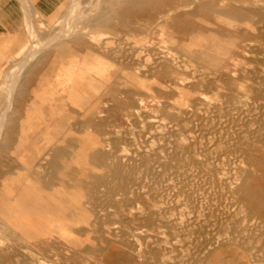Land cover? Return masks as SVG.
<instances>
[{
	"label": "rangeland",
	"instance_id": "rangeland-1",
	"mask_svg": "<svg viewBox=\"0 0 264 264\" xmlns=\"http://www.w3.org/2000/svg\"><path fill=\"white\" fill-rule=\"evenodd\" d=\"M65 1L53 10L61 5L63 11ZM71 1L85 17L69 18V3L62 15L69 28L60 20L57 37L87 35L111 62L108 88L90 98L98 108L90 115L70 109L71 140L53 147L55 159H65L75 147L72 137L88 130L91 154L105 157L94 159L105 163L99 168L91 158L90 244L30 241L0 212V264H102L112 244L149 264H205L215 246L233 240L247 223L238 189L264 165V0ZM78 39L75 47L86 50L87 40ZM50 57L36 65V81ZM29 100V94L18 97V113L2 128L0 182L14 169ZM0 111L6 112L1 101ZM49 123L31 133L21 151ZM0 193L1 206V183ZM20 220L31 223L27 214Z\"/></svg>",
	"mask_w": 264,
	"mask_h": 264
},
{
	"label": "crops",
	"instance_id": "crops-1",
	"mask_svg": "<svg viewBox=\"0 0 264 264\" xmlns=\"http://www.w3.org/2000/svg\"><path fill=\"white\" fill-rule=\"evenodd\" d=\"M58 3L59 0H0V101L6 109L5 113L0 111V138L5 121L7 124L11 114L19 111L18 97L30 95L19 122L14 169L6 170V178L0 182L6 189L0 212L7 214L9 228L30 241L58 239L76 244L73 247H84L90 244L92 220L88 205L91 162L93 158L105 157L91 154L90 141L84 137L88 130L72 137L75 147L68 150L65 159H55L58 150L53 147L58 140H71L67 132L70 109L90 115L98 108V101L90 98L108 88L107 68L111 62L97 46L90 45L87 35L73 33L57 38L60 20L70 0L65 1L63 11L61 5L53 10ZM78 38L87 40L86 50L79 52L75 47L81 43ZM46 57H50V64L36 81L35 67ZM32 83L35 85L29 89ZM48 121L49 125L38 135L40 138L35 136L21 151L29 135ZM94 159L98 168L104 163ZM40 167L41 171H37ZM256 168L238 189L249 215L247 223L233 240L215 246L205 264H264V165ZM23 214L31 218V223L21 222ZM62 230L70 235L62 236ZM101 263L149 264L117 244L104 249Z\"/></svg>",
	"mask_w": 264,
	"mask_h": 264
},
{
	"label": "bare ground",
	"instance_id": "bare-ground-1",
	"mask_svg": "<svg viewBox=\"0 0 264 264\" xmlns=\"http://www.w3.org/2000/svg\"><path fill=\"white\" fill-rule=\"evenodd\" d=\"M73 1H74V0H73ZM77 1H78V0H77ZM96 1H97V0H96ZM192 1H193V0H192ZM196 1H197V0H196ZM71 3H73V2L71 1V2H70V5H71ZM74 3H75V2H74ZM74 3H73V4H74ZM96 3H98V2H96ZM193 3H194V2H193ZM75 4H76V3H75ZM77 5H79V4H77ZM93 5L95 6L96 4H93ZM98 5H100V4H98ZM94 6H92V7L90 6L91 9H92ZM186 6H187V5H186ZM186 6H185V7H186ZM69 7H70V6H69ZM78 7H79V6H78ZM78 7H77L76 5H71L70 10H69V11H70V12H69V14H70L69 18H71V19H72V18H75V19H79V18L82 19V18H83V17H79V16H81L82 13H81V10L79 9L80 7H79V8H78ZM191 7H192V5H191ZM98 8H99V7H98ZM174 8H175V7H174ZM24 9H25V8H24ZM94 9H95V8H94ZM176 9H177V8H176ZM179 9H180V8H179ZM89 10H90V8H89ZM92 10H93V9H92ZM90 11H91V10H90ZM90 11H89V12H90ZM97 11H98V10H97ZM174 11H175V9L170 10V12L175 13ZM177 11H178V10H177ZM191 11H192V10H191ZM93 12H94V11H93ZM93 12L91 11V13H93ZM95 12H96V11H95ZM170 12H169V13H170ZM91 13H89V14H91ZM67 14H68V13H67ZM86 14H88V13H86ZM185 14H186V13H185ZM185 14H184V15H185ZM82 15H83V14H82ZM84 15H85V14H84ZM84 15H83V16H84ZM65 16H66V15H65ZM67 17H68V15H67ZM84 17H85V16H84ZM63 19H64V17H63ZM67 19H68V18H67ZM67 19L64 20V21L62 20V21L65 23V25H66V24L68 25V23H67ZM26 20H27V19H26ZM79 20H80V19H79ZM68 21H70V20H68ZM72 21L74 22V20H72ZM85 21H86V20H85ZM174 21H175V20H174ZM73 22H72V23H73ZM24 24H25V23H24ZM55 24H56V23H55ZM60 24H61V22H60ZM95 24H96V23H95ZM67 25H66V26H67ZM69 25H70V24H69ZM69 25L67 26V28H69ZM179 25H180V23H179ZM60 26L62 27V26H63V23H62V25H60ZM61 27H59V28H61ZM100 27H101V26H100ZM74 28H75V27H74ZM87 28H88V27H87ZM64 29H66V27H65ZM59 30H60V29H59ZM67 30H68V29H67ZM91 30H92V29H91ZM28 31H29V30H28ZM62 31H63V28H62ZM68 31H69V32H73V31H70V30H68ZM93 31H94V30H93ZM93 31H92V32H93ZM60 32H61V31H59V34H61ZM65 32H66V31H65ZM92 32H91V33H92ZM96 32H97V31H96ZM105 32H106V31H105ZM63 33H64V32H63ZM67 33H68V32H67ZM64 34H65V33H64ZM52 35H53V34H52ZM61 35H62V34H61ZM93 35H94V34H93ZM39 36H40V35H39ZM68 36H69V34H68ZM82 36H83V35H82ZM121 37H122V36H121ZM57 38H58V37H57ZM51 39H52V38H51ZM96 39H97V37H96ZM48 40H49V39H48ZM97 40H98V39H97ZM104 40H105V39H104ZM106 40H107V38H106ZM51 41H52V40H51ZM98 41H99V40H98ZM98 41H97V42H98ZM35 42H36V41H35ZM48 42H49V41H48ZM103 42H104V41H103ZM90 43H91V42H90ZM98 43H100V41H99ZM144 43H145V42H144ZM48 44H49V43H48ZM39 45H40V44H39ZM39 45H38V46H39ZM49 45H50V44H49ZM38 46H37L36 48H38ZM93 46H94V45H93ZM36 48H35V49H36ZM93 48H95V47H93ZM96 49H97V48H96ZM96 49H95V50H96ZM31 50H32V49H31ZM38 50H39V49H38ZM106 50H107V48H106ZM108 50H109V48H108ZM129 51H130V50H129ZM30 52H31V51H30ZM107 52H108V51H107ZM169 53H170V52H169ZM20 56H21V55H20ZM30 56H33V55H30ZM139 56H140V55H139ZM170 56H171V55H170ZM170 58H171V57H170ZM179 62H180V61H179ZM155 63H156V62H155ZM180 65H181V64H180ZM15 67H16V66H15ZM12 70H13V69H12ZM15 70H16V69H15ZM20 70H21V68H20ZM7 73H8V72H7ZM10 73H11V72H10ZM14 73H15V72H14ZM14 73H13V74H14ZM18 74H19V73H18ZM11 76H12V75H11ZM216 76H217V75H216ZM5 78H6V77H5ZM8 79H9V78H8ZM11 79H12V78H11ZM5 80H6V79H5ZM10 83H11V82H10ZM13 83H14V82H13ZM3 84H4V83H3ZM6 85H7V84H6ZM2 87H3V86H2ZM7 87H8V86H7ZM10 87H11V85H10ZM10 87H9V88H10ZM5 89H6V88H5ZM4 91H5V90H4ZM6 91H8V90H6ZM9 91H10V90H9ZM5 98H6V97H5ZM202 100H203V99H202ZM187 105H188V104H187ZM5 107H6V106H5ZM192 108H193V107H192ZM189 110H190V109H189ZM186 111H187V110H186ZM3 113H5V112L3 111ZM3 113L1 112V115H2ZM204 114H205V113H204ZM225 115H226V114H225ZM3 116H4V115H3ZM228 116H229V115H228ZM3 118H4V117H3ZM186 118H187V116H186ZM215 118H216V117H215ZM237 118H238V117H237ZM1 119H2V118H1ZM208 119H209V118H208ZM197 120H198V119H197ZM232 120H233V119H232ZM1 122H2V121H1ZM1 122H0V124H2ZM196 122H197V121H196ZM215 123H216V122H215ZM196 124H197V123H196ZM199 124H200V123H199ZM0 126H1V125H0ZM232 126H233V125H232ZM232 126H231V127H232ZM0 128H1V127H0ZM243 129H244V128H243ZM0 130H1V129H0ZM230 130H231V129H230ZM248 130H249V129H248ZM201 131H202V130H201ZM185 133H186V132H185ZM239 133H240V132H239ZM164 134H165V133H164ZM166 134H167V133H166ZM223 135H224V134H223ZM239 136H240V135H239ZM239 136H238V137H239ZM197 139H198V138H197ZM216 140H217V139H216ZM235 140H236V139H235ZM185 142H186V141H185ZM197 142H198V141H197ZM203 142H204V140H203ZM188 143H189V142H188ZM150 144H151V143H150ZM150 146H151V145H150ZM153 147H154V146H153ZM122 156H123V155H122ZM221 156H222V155H221ZM115 157H116V156H115ZM216 157H217V156H216ZM93 159H94V158H93ZM122 159H123V158H122ZM124 159H125V158H124ZM207 160H208V159H207ZM130 161H131V160H130ZM138 161H139V160H138ZM255 163H256V162H255ZM132 165H133V164H132ZM160 165H161V164H160ZM235 165H236V164H235ZM138 166H139V165H138ZM227 166H228V165H227ZM113 167H114V166H113ZM123 167H124V166H123ZM155 167H156V166H155ZM147 172H148V171H147ZM190 172H191V171H190ZM221 173H222V172H221ZM151 176H152V175H151ZM234 177H235V176H234ZM165 178H166V177H165ZM189 180H190V179H189ZM201 180H202V179H201ZM152 181H154V180H152ZM101 184H102V183H101ZM199 187H200V186H199ZM157 189H158V188H157ZM168 190H169V189H168ZM168 192H169V191H168ZM175 192H176V191H175ZM228 193H229V192H228ZM171 196H172V195H171ZM173 199H174V198H173ZM172 201H173V200H172ZM206 202H207V201H206ZM91 203H92V202H91ZM173 203H174V202H173ZM188 203H189V202H188ZM180 204H181V203H180ZM177 205H178V204H177ZM177 205H176V206H177ZM186 205H187V204H186ZM238 206H239V205H238ZM230 207H231V205H230ZM108 209H109V208H108ZM187 211H188V210H187ZM236 211H238V210H236ZM236 211H235V212H236ZM242 211H243V210H242ZM218 212H220V211H218ZM189 213H190V212H189ZM230 213H231V212H230ZM230 213H229V214H230ZM233 213H234V212H233ZM238 213H239V211H238ZM219 214H220V213H219ZM233 215L237 216L235 213H234ZM239 215H241V214H238V216H239ZM203 216H204V215H203ZM235 216H234V217H235ZM238 216H237V217H238ZM200 218H201V217H200ZM215 218H216V217H215ZM180 219H181V218H180ZM195 219L197 220V218H195ZM195 219H193V220L195 221ZM174 220H175V219H174ZM193 220H192V221H193ZM175 221H176V220H175ZM196 222H197V221H196ZM201 222H202V221H201ZM201 222H200V221L198 222V225H199V223H200L199 226H202V225H201ZM225 222H226V221H225ZM225 222H224V223H225ZM238 222H239V221H238ZM238 222H237V223H238ZM251 222H252V221H251ZM192 223H193V222H192ZM227 223H228V222H227ZM190 224H191V221H190ZM209 224H211V223H209ZM216 224H217V223H216ZM229 224H230V223H229ZM229 224H228V225H229ZM252 224H254V223H252ZM175 225H176V224H175ZM219 225L222 226V224H220V223H219ZM223 225H224V224H223ZM203 226H204V225H203ZM212 226H213V225H212ZM217 226H218V225H217ZM226 226H227V224H226ZM226 226H225V227H226ZM228 227H229V226H228ZM237 227H238V226H237ZM196 228H198V227H196ZM205 228H206V227H205ZM205 228H204V229H205ZM210 228H211V227H210ZM210 228H209V230H210ZM192 229H193V228H192ZM194 229H195V228H194ZM228 229H229V228H228ZM237 229H238V228H237ZM195 230H196V229H195ZM200 230H201V229H200ZM205 230H206V229H205ZM207 230H208V227H207ZM209 230H208V231H209ZM213 230H214V229H213ZM215 230H216V229H215ZM197 231H198V230H197ZM210 231H211V230H210ZM218 231H219V229H218ZM229 231H230V230H229ZM229 231H228V232H229ZM206 232H207V231H206ZM186 233H187V232H186ZM230 233H231V232H230ZM258 233H259V232H258ZM224 234H226V233H224ZM227 234H228V233H227ZM213 235H214V234H213ZM213 235L211 234V236H213ZM215 235H216V234H215ZM228 235L230 236V234H228ZM228 235H227V236H228ZM237 235H238V234H237ZM219 236H221V235H219ZM196 237H197V236H196ZM240 237H241V236H240ZM259 237H261V236H259ZM197 238H198V240H199V237H197ZM209 238H212V237H209ZM215 238H217V236H215ZM222 238H225V236H223ZM222 238H221V239H222ZM227 238H228V237H227ZM217 239H218V238H217ZM261 239H262V238H261ZM261 239L259 238L258 240H261ZM258 240H257V242H258ZM203 241H204V240H203ZM214 241H215V240H214ZM218 241H219V240H218ZM261 241H262V240H261ZM194 242H195V241H194ZM196 242H197V240H196ZM257 242H256V244H257ZM263 242H264V239H263ZM263 242H261V243H263ZM226 243H227V242H226ZM228 243H229V242H228ZM263 244H264V243H263ZM258 245L260 246V245H262V244H259V243H258ZM255 246H256V245H255ZM259 246H257V247H259ZM263 246H264V245H263ZM191 247H192V246H191ZM208 248H209V247H208ZM210 248H211V246H210ZM256 249H258V248H256ZM260 249H261V248H260ZM188 250H189V249H188ZM197 251H198V249H197ZM164 252H165V251H164ZM200 253H203V252H200ZM204 253H205V252H204ZM206 253H207V252H206ZM179 255H180V254H179ZM192 255H193V254H192ZM201 255H202V254H201ZM168 256H169V255H168ZM194 257H195V256H194ZM202 257H203V256H202ZM206 257H207V255H206ZM200 258H201V257H200ZM188 259H189V258H188ZM178 260H179V259H178ZM194 260H195V259H194ZM189 261H190V260H189ZM163 263H164V262H163ZM190 263H191V262H190Z\"/></svg>",
	"mask_w": 264,
	"mask_h": 264
},
{
	"label": "built area",
	"instance_id": "built-area-1",
	"mask_svg": "<svg viewBox=\"0 0 264 264\" xmlns=\"http://www.w3.org/2000/svg\"><path fill=\"white\" fill-rule=\"evenodd\" d=\"M166 190H168V188H167V189H165V191H166ZM163 194H164V191H163Z\"/></svg>",
	"mask_w": 264,
	"mask_h": 264
}]
</instances>
